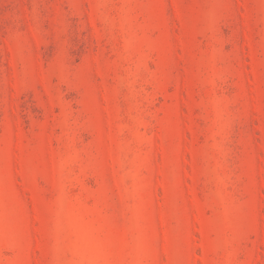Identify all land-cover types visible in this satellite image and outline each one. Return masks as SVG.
<instances>
[{"label": "rangeland", "instance_id": "1", "mask_svg": "<svg viewBox=\"0 0 264 264\" xmlns=\"http://www.w3.org/2000/svg\"><path fill=\"white\" fill-rule=\"evenodd\" d=\"M0 264H264V0H0Z\"/></svg>", "mask_w": 264, "mask_h": 264}]
</instances>
